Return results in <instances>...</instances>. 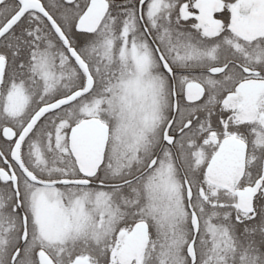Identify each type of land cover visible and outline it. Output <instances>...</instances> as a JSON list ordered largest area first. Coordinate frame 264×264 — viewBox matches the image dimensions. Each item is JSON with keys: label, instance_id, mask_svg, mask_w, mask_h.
Instances as JSON below:
<instances>
[{"label": "snow or ice", "instance_id": "6c2138e0", "mask_svg": "<svg viewBox=\"0 0 264 264\" xmlns=\"http://www.w3.org/2000/svg\"><path fill=\"white\" fill-rule=\"evenodd\" d=\"M0 264H264V0H0Z\"/></svg>", "mask_w": 264, "mask_h": 264}]
</instances>
